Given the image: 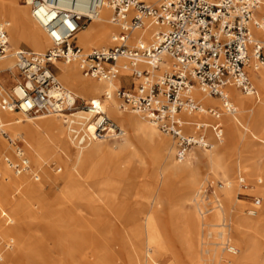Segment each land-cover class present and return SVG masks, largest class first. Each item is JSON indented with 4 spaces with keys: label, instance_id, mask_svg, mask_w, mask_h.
<instances>
[{
    "label": "bare ground",
    "instance_id": "obj_1",
    "mask_svg": "<svg viewBox=\"0 0 264 264\" xmlns=\"http://www.w3.org/2000/svg\"><path fill=\"white\" fill-rule=\"evenodd\" d=\"M14 1L0 0V24L7 23L8 36L15 45L25 42L34 52L41 53L48 46L47 36L31 19L25 4L16 8L9 6V3ZM156 1L158 0H154ZM261 1L264 4V0ZM110 15L111 9L105 0L97 11V15L92 17L90 23L88 22L89 24H86L87 26L85 25L75 35L77 44L85 50L113 45L114 35L118 28L110 22ZM116 28L117 31L114 32ZM154 28L152 24L141 32L134 31L130 38L147 40ZM254 31L264 42V32ZM111 32L114 33L111 34ZM54 64L58 69L59 79L63 86L67 87L71 93L73 92L76 98L99 103L104 111L106 109L108 117L121 128L124 135L112 140L113 142H110L112 138H104L77 145L71 138V129L74 126L82 127L84 130L92 129V115L84 109L76 108L67 115V124H65L64 115L21 118L15 116V111L0 110L2 111L0 127L6 125L14 137L19 134L24 136L33 151L30 159L38 166L37 178L33 179L40 180L32 183L27 180L29 171L21 174H15L12 171V174L4 162V165H0V238L12 241V243L7 241L6 246L8 245L10 249L6 254H3L5 244L3 245L0 241L1 264H57V259L52 256L43 237L37 233L36 223L27 220L36 219L38 215L49 220L60 213L74 216L83 209L98 215H111L120 221L129 241L126 248L130 264H152L153 255L167 253L172 256L175 264H181L172 246L174 242L182 246L188 264H202V260L203 264H208V260L212 261L210 264H249V262L264 264L259 260L257 249L253 247V245H258L259 237H264V182L257 178H250L251 186L263 200L259 208V216L254 210H249V214L255 216H244L238 208L237 213L233 214V209L222 206L217 196H215V201H209L211 208L206 209L208 213L201 219L194 210L185 207V204L194 200L198 212L203 215L200 209L202 199L198 190L199 185L194 191L195 184L200 180L201 165L225 181L224 186L220 188V195L226 203L235 204L238 207L235 202L236 190L232 177L235 163L233 159H230V156L235 153V150L231 148L232 136L235 129H238L243 143L242 149L238 151L239 163L242 157L244 172L253 177L255 174L253 154L257 150L255 147H264V139L257 136L255 132L246 135L244 131L247 130L246 124L251 112H254L253 126L255 129L264 127V64L250 73V79L257 91L256 96L245 94L235 87H228L226 95L235 106L236 112L234 114L222 113L227 117L220 118V116L218 119H211V122L202 121L219 124L223 132L225 129L224 137L216 141L208 132L212 140L210 149L191 151L192 148L183 159L184 162L179 159L174 161V143L172 145L169 138L161 136L148 119L126 106L124 108L118 106L114 96L115 86L117 83L121 84L122 78L125 82H129L126 76L127 71H122L120 78L116 76L111 80H98L83 76L75 62L58 60ZM1 70L10 73L16 71L11 54L0 59ZM192 94L203 107L217 108L218 104L221 106L218 97L207 95L197 86L193 88ZM124 110L130 111L129 114H124ZM204 115L184 114V119L201 121ZM243 115L247 116L245 122L240 120ZM189 131L191 132L192 128H189ZM56 149L64 153L61 163L64 171L67 172L68 179L56 193H53L51 187L56 185L58 180L43 167L42 162L46 152L51 153ZM143 149L149 150L150 155H153L152 161L156 166L151 177L160 182L159 191L155 193L154 199L157 203L161 198L168 202V213L171 216L168 221L158 215L157 203L149 204L145 201L154 191V187L142 186L135 192L137 196L131 200L128 190L119 194L118 190L108 188L109 178L99 179L100 171L113 164H120V162L124 163V170L130 168L133 171L145 173ZM7 152H10V147L0 136V154ZM0 156L4 157V155ZM27 159L30 162L28 157ZM236 160L238 161V158ZM81 177L90 180L99 189L90 191L89 188L83 186ZM174 179H180L181 185L173 190ZM45 184L50 192L41 191ZM12 190L20 193L14 202L11 197ZM30 200H36L34 209L29 207ZM80 201L84 202L83 206ZM56 203L66 205L62 207L63 209H57ZM139 213L144 214L142 222L138 220ZM233 221L235 222L234 227ZM51 224L49 221L46 223L44 233L54 234L56 232L53 231ZM204 228H206V236L211 239L210 241L204 240V235L200 237V231L203 232ZM232 231L235 233L236 247L228 241L227 235ZM59 239L64 241L65 237L60 235ZM76 239L77 237L74 236L76 242L72 243L78 247L80 243ZM226 243L228 245L225 249L229 253L222 252L224 248L220 247ZM116 259L109 247L104 246L100 247L97 252L94 264H115Z\"/></svg>",
    "mask_w": 264,
    "mask_h": 264
},
{
    "label": "built area",
    "instance_id": "obj_2",
    "mask_svg": "<svg viewBox=\"0 0 264 264\" xmlns=\"http://www.w3.org/2000/svg\"><path fill=\"white\" fill-rule=\"evenodd\" d=\"M21 1L51 46L42 53L11 50L8 25L0 24V59L11 54L17 75L10 94H0V110L31 117L64 115L67 124L66 116L78 108V99L57 80L50 68L55 61L75 62L83 76L98 80H111L127 71L131 86L122 83L114 90L120 107L142 114L170 136L176 158L183 160L192 148L211 147L208 132L220 141L223 130L217 123L186 120L182 115L200 113L218 119L222 113L234 114L236 108L226 95L228 87L256 96L250 73L264 64V42L254 31L264 32L261 0H158L156 4L107 0L110 22L118 28L114 43L89 50L77 44L75 35L97 15L105 0ZM152 24L155 28L149 39L130 38L132 32ZM195 86L218 97L221 109L203 107L193 97ZM83 109L92 115V129L74 126L71 138L75 144L123 135L99 103L87 101ZM0 134L7 136L1 127ZM7 139L14 145L13 157L0 156V161L15 174L31 171L21 142ZM31 176L37 178L35 172ZM237 182L241 190L247 189L242 176ZM221 187L222 182L206 181L200 195L214 196L215 188Z\"/></svg>",
    "mask_w": 264,
    "mask_h": 264
},
{
    "label": "rangeland",
    "instance_id": "obj_3",
    "mask_svg": "<svg viewBox=\"0 0 264 264\" xmlns=\"http://www.w3.org/2000/svg\"><path fill=\"white\" fill-rule=\"evenodd\" d=\"M147 1L152 3V4H156L158 2V1L154 2V0H147ZM20 5H23L21 0H15L12 3H9V6L12 8H16ZM28 12H29V9H28ZM89 23L87 22L86 24L88 25ZM116 31H117V28L114 32H116ZM114 32H111V34ZM75 40H76V36H75ZM8 42H9V47L11 50H13V49H26V50L33 51V49H31L27 45V43H25V42H21L19 45H15L10 40L9 36H8ZM50 46H51V44L49 42L48 46L42 52H44ZM109 46L110 45H108L106 47H109ZM95 48H100V47H95ZM50 68L54 72V74L56 75L57 80H59V82H60L59 75H58V69L55 67V64L52 65ZM119 78H120V76H119ZM123 80L124 79H122V81ZM122 81H121V83H122ZM16 82H17L16 71L12 72V73H10L9 71H5V70L0 71V93L2 95L3 94H10V92H11L12 88L15 86ZM130 82H131V79H129L128 83L125 82V80H124V84H126L127 88H129L131 86ZM119 85H121V84L117 83L115 86V89ZM65 88H67V87H65ZM256 94H257V91H256ZM114 96L116 97V102H117L118 106H120L121 99H119L115 93H114ZM77 99H78L77 100L78 109H83V104L86 103V101L81 99V98H77ZM217 108L221 109V106L218 104ZM102 109L104 110V108H102ZM2 111L0 112L1 115H2ZM129 112L130 111H128V110H124V114H129ZM105 113L107 114L106 109H105ZM130 114H132V113H130ZM15 116H20L21 118H27L26 115H23L20 112H16ZM107 116H108V114H107ZM182 116L184 117V115H182ZM225 116H226L225 114H221L220 118L225 117ZM211 119H214V118L205 114L202 117L201 121L211 122ZM246 119H247V116L245 117V115L240 117V120L242 122H245ZM248 119L249 120L246 124L247 130L244 131V133L246 135H249V134L251 135L252 132H255L257 134V136L264 139V127L260 128V129H258V128L255 129V127L253 126L254 125V123H253L254 122V112H251L250 117ZM2 122L4 123V121H2ZM1 130L6 132V134H7V136L1 135V134H0V136L6 141V143H8V146L10 147V152L0 154V155H4V157H13L14 145L11 142H9V140L7 139V138H11V139H14L15 141L21 142L20 144L23 146V149L25 151V155L30 159V155L33 151L29 147L24 136L21 134H19L17 137L12 136V134L8 131L6 125H1ZM156 130L161 136L169 138L172 145H173L174 141L170 136L161 133L158 129H156ZM224 133H225V129L223 132V137H224ZM123 135H124V133H123ZM239 135L240 134H239L238 129H235L234 134L232 136V146H231V148L235 150V153H233L232 156H230V159H233L234 163H235V169L233 171L232 177L234 179L233 181L235 182V190H236L235 202H236V205L238 207H236L235 204L226 203L223 200L222 196L220 195V189L215 188L214 196L211 195L210 193H208L207 198L201 197L202 202H200V209H201V211H203V215L200 214V212H198L199 210H197L198 207L194 203V200L191 203L185 204V207H188V208H191L192 210H194L200 219H201V217L203 218L205 216V214L208 213V211L206 212V209L211 208L210 207L211 203H209V201L210 200L215 201V198H216L215 196L219 197V202H221L222 206L224 205L226 208H232L233 214L237 213V208H238L240 210V213L244 216H247V217L255 216V215L249 214V210L256 211L257 216H259V214H258L259 208L262 206L263 200L261 198V195L255 190V188H253L251 186V179L250 178H257L259 181L264 182V147H255V149H257L255 151V153L253 154V163H254V168H255V174L253 177L248 176L244 172L243 167H242V157H241V162L239 163L238 151L240 149H242V145H243L242 140L240 139ZM209 139H210V137H209ZM112 140H114V139H110V142H113ZM255 140H257V139H255ZM211 142H212V140H211ZM174 149H175V147H174ZM143 150H144V155H145V160H144L145 161L144 167L146 169L145 173H141L139 171H133L130 168L124 170V163L120 162V164H113L112 166H110L106 169L104 168L102 171H100L101 173L99 175V179L103 180V179L109 178L110 184L108 185V188H110L112 190H118L119 194H122L120 192H124V190H128L129 197L131 200L134 199L135 196H137V194L135 192L139 188L141 189L142 186H145V187H151L152 186V187H154V191L149 194L148 198L145 201L148 202L149 204L150 203L154 204V202L157 203V201H155V199H154L155 198L154 195H155V193H157L159 191L160 182H159V180H154L151 177V174L154 171V167L156 166L155 163L152 161L153 155H150L151 152H149V150H147V149H143ZM197 150L200 151L202 149L195 147L191 151H197ZM62 157H64V153L60 149H56L51 153L46 152V155H45L43 162H42L43 167L46 170H48V172L52 176L57 178V180H58L57 184L52 185L53 187H51V189H53V191H51V192H53V193H56L59 190V188H61L62 184L65 183L68 179L67 172L64 171V168H63L62 163H61ZM173 158H174V161H177L175 152H173ZM237 158H238V161L236 160ZM182 162H184V160ZM29 163L31 165V171L28 172L29 176H27L28 177L27 180L32 182V183L39 182L40 180H34L31 176V172H35V173L37 172L38 173L37 164H35V162H33L31 159H30ZM0 165H4L3 161H0ZM200 172H201L200 180H199L200 182L198 181L195 184L194 191L197 190L196 188L199 185L198 190H199V192H201V189L205 185L206 181H210V182L215 183V184L217 182H222V186H224L225 181L223 179H221L220 177L215 176L206 167L201 165ZM10 173L13 174L11 169H10ZM238 176H242L245 179V181L248 185L247 189L241 190L238 187V182H237ZM82 184H83V186L89 188L90 191H96L99 189V187L93 185L90 180L83 179ZM180 185H181L180 179H178V180L174 179L173 180V183H172L173 190L177 189ZM41 191L45 192V193H46V191H49V187L47 186V184H45L43 186V189ZM19 195H20V193L17 192V190H12L11 191L12 201L13 202L16 201L18 199ZM192 195H193V193H192ZM28 203H29V207H32L34 209V206L36 205V200H30ZM80 204L83 206L84 202L80 201ZM193 204L195 205V207ZM56 205L58 207L57 209H63L62 207L66 204L56 203ZM156 206H157L158 215H160V217L163 218L164 220L168 221L171 218V216L168 213V202L166 201V199L161 198L160 202H158ZM137 217H138V220L140 222H142L144 219V214L139 213L137 215ZM27 221H30L32 223H36V228L38 231L37 233L43 237L45 243L47 244L46 246L51 250L52 256L57 259V264H94L97 252L99 251L100 247L102 248L104 246H108L109 249L111 250V252L117 258L115 264H124V263L130 264L128 261V256H127L128 250L126 248L129 245L128 237L122 228V224H120V221L117 218H115L114 216L105 215V214L98 215V214H96L90 210L83 209L81 212H79V214H76L74 216H68L66 214L60 213V215L56 214V215H54V217H51L48 220L44 216L38 215L36 217V219L30 218ZM48 221H49V223H52L51 225L53 227V231H56V232H54V234L44 233V230H45L44 227ZM223 222L225 223V221H223ZM234 224H235V222L233 221V227H234ZM200 229H201V226H200ZM57 231H58V233H57ZM60 235L65 237L64 241H61L59 239ZM202 235H204V240H209V241L211 240V239H209L208 236H206V228H204L203 232L200 231V237ZM74 236H75V238L77 237V239H78L77 242L80 243V245H78V247H77V245H74L72 243L75 241ZM85 236H86V238H85ZM70 237L72 238V240ZM227 237L229 238V240H228L229 243H231L232 246L236 247L237 243H236V237H235L234 231L229 233L227 235ZM83 239H85V240H83ZM68 240H69V242H68ZM80 240L82 241V243ZM86 240L88 242H85ZM0 241L2 242L3 245L5 244L4 245L5 249H4L3 254H6L8 252V250L10 249V248L8 249V245L6 246L7 241L9 243L10 242L12 243V241L10 239L6 240V238H4V239L0 238ZM172 246L178 255V261L181 264H188V262L185 258L186 256H184V254H183L182 246L179 245L177 242L172 243ZM220 247L224 248V251H222V252L229 253L225 249L226 245H220ZM253 247L256 248L257 253H259V260L262 263H264V237H259L258 245H253ZM156 255H153L152 264H154V263L155 264H169L171 262H172L171 264H175L173 262V258H171L172 256L168 253L163 254V255H158V254H156ZM203 255L206 256L205 254H203ZM203 255H202V257H204ZM211 262H212L211 260L207 261L208 264H210ZM201 263L203 264V260L201 261ZM249 264H252V263L249 262Z\"/></svg>",
    "mask_w": 264,
    "mask_h": 264
},
{
    "label": "crops",
    "instance_id": "obj_4",
    "mask_svg": "<svg viewBox=\"0 0 264 264\" xmlns=\"http://www.w3.org/2000/svg\"><path fill=\"white\" fill-rule=\"evenodd\" d=\"M110 46H111V45H110ZM122 79H123V78H122ZM128 80H129V77H128ZM122 83H124V80L122 81ZM122 83H121V84H122Z\"/></svg>",
    "mask_w": 264,
    "mask_h": 264
}]
</instances>
